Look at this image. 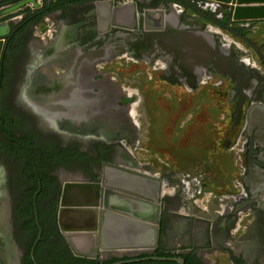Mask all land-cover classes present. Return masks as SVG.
I'll return each instance as SVG.
<instances>
[{
    "label": "flooded vegetation",
    "instance_id": "flooded-vegetation-1",
    "mask_svg": "<svg viewBox=\"0 0 264 264\" xmlns=\"http://www.w3.org/2000/svg\"><path fill=\"white\" fill-rule=\"evenodd\" d=\"M57 1L59 2L61 0H47L48 3ZM100 1L107 0H70L67 3L61 2L64 7L50 12L61 15L60 19H62V21L59 22V30L56 32L57 34L55 37L49 36L48 40L53 39L55 42V39L62 29L67 31L66 40L51 53L46 51L45 41H43L41 45L36 46L33 44L34 42L32 43L31 32L33 26H35L34 24L23 26L26 19L33 21V16L29 17L28 13L21 11L18 15L8 17L4 20L8 25V33L3 36L4 46L0 58V99H4L3 109L8 110L12 114L13 119H21L26 123L25 129L20 127H10L8 124H5V118L0 114V142L8 145V148L12 151L11 157L9 158L4 153L0 152V264H9L11 258H9L8 253L11 251V247L12 250H15V248L18 247V238L20 236L18 234V228L16 227L18 221L16 210L28 204L25 203L26 192H31L35 184L36 191L39 189V185L41 186L37 196V210L39 211L40 209L42 214H45L49 205L56 200L58 205V224L61 199L66 184L87 183L91 185H101L105 175L104 163L120 166L126 170L146 175L152 180L160 178L159 174L150 173L153 170L147 171L149 169H146L145 164L137 163L132 157L129 149L126 148L128 147V140L131 137L130 132H128L127 129L129 130L130 126L133 124L130 116L133 104L130 105L129 102L133 101L132 99H134L136 93L127 89L120 83L117 77L115 78L110 74L111 70L109 68L112 69V64L114 63L115 58L118 59L117 62L124 66L136 65L139 63L150 69L149 66L160 64L162 67L169 70V82L177 85L181 82L183 87L188 89L196 83L200 87V84L203 86L204 82H206L205 85L208 86V80L211 76L216 79V76L213 73L214 70H209L203 65L197 66L196 71L198 76L194 77L189 76L188 74L181 75L180 71H183V68L186 70V66H180L177 69L174 67L175 62L170 58L155 60V58H152L153 52L144 53L143 57H145V60L142 62L139 61L142 54L129 51L131 49L127 46L131 38L128 35L129 33L126 34V32L132 31L133 29L121 26L117 28L113 27L112 24L108 26L107 22L104 21L101 22L100 27L94 32L95 38L93 39L94 41H92V44L82 47L78 42V37L80 36L79 32L82 33L83 30L87 31L95 25L93 19H96L99 11L101 16L105 15V6L102 7L103 5H100L101 7H99V11L94 10L95 5ZM113 1L116 5L119 4L120 1L126 2L130 0ZM133 1H137L138 3L148 2L153 5L157 3L156 0ZM171 3L174 2H159L158 5H170ZM43 6L44 3L42 7ZM38 8L40 7L38 6L37 8L30 9V11L34 12V10ZM172 13H174V11ZM158 14L159 13H157V15H150L149 18H154L158 23ZM175 14L177 16V13ZM214 17L221 22L228 18L225 15L221 17H216V15H214ZM165 18L164 22L166 29L164 33L159 34L156 33L157 31L155 30H146V33L143 36L147 40L148 38L150 39V37L153 38L154 36H158L165 44H172L173 46L176 44L175 46L183 47L184 44H192L201 46L203 50H205V48L210 50L215 49L212 44L210 48L207 46L208 42L205 40V36L194 35L193 38H196L197 40L191 41L190 39H184V37H189L187 34L181 36L183 39L181 40L177 31L173 29L172 21L166 20ZM126 20H128V23H132L129 19ZM116 21L120 20L116 19ZM149 22L152 25L157 24L155 22L153 24L151 20H149ZM142 27L145 28L144 21H142V25L138 28L141 29ZM228 27L229 28L227 29L220 28L246 43L252 50V54L257 56L261 68L263 67L262 69H264V45H258L252 40V37H248L246 34V32H248L255 35L258 31V26L250 21H242L238 22L237 26L229 24ZM115 29H117V31H115ZM119 43L122 45H119ZM145 48H149L148 44ZM82 51L89 53L91 59L95 58V62L87 64L82 63V60H80L78 63L75 62L74 66H70L69 63L72 60L74 52L83 53ZM221 55L223 63L220 66L217 65V67H220L217 68V71L220 72L221 69L222 72L227 74L228 71L231 72V74H229L230 76L225 73L220 75L218 72L222 80L219 81L222 84H225L228 79L233 80L234 77L237 76L236 73L240 71L238 68H241L240 66L244 59L240 55L232 59L229 56L230 54L224 50ZM183 63L185 62L183 61ZM243 64L245 65L246 63L243 61ZM82 65L91 67L95 73H92L89 77L83 76L84 71L82 70ZM54 66L58 69L57 74H54L53 71H51ZM244 76L247 75L243 74V79L247 81L246 86L254 83L256 79L263 80V78L257 74L253 75L252 71L250 77ZM55 85L57 87L60 86L62 90L57 91ZM135 85L133 87H135ZM220 93H222V91H220L219 94ZM223 93L226 94L225 97L227 98L229 95L228 91ZM252 94V89L247 92L249 97H251ZM244 97L245 96L243 95L244 104L241 107V112L247 104V98ZM12 98L14 99L13 102L10 100ZM220 99L221 101L225 100L224 97H221ZM123 103L126 105H123ZM224 103L225 102H223V104ZM168 105L169 107H172V102H168L166 106ZM169 107H153L151 113L153 114L158 111V119L152 121V124H155V122L162 118V111L173 110ZM201 107L202 105L199 106L198 110ZM238 122L239 121H232L231 130L226 138H224L225 143L233 138L235 130L239 126ZM261 133L264 134V131ZM28 143L37 145V154L32 152ZM44 144H49L52 147L68 153L76 151L83 153L87 160L74 159L69 163L58 162L54 167L50 168V170L40 172L38 169V162L39 159L41 160L43 157L44 152L42 146ZM254 161L256 160L254 159ZM56 168L60 170L59 178L55 173ZM110 172L111 171H107L108 174H110ZM72 173L78 174L81 178L76 179L68 177V175ZM256 174L257 173H255L254 176H256ZM254 176L252 178L250 176V179L247 181L248 184L253 182L252 179H254ZM262 177H264V175H262ZM138 181H140V179H138ZM140 183L141 182H139V184ZM145 184L148 188L143 192L147 197L154 198L157 193V183L148 181ZM197 184L199 183L197 182L193 185ZM203 188L204 187L200 185L195 192L186 190L184 192L185 196H182V198L178 196L176 191H174L172 195L169 196V199H165L163 202V191L161 190L160 203L157 204L158 210H156L157 206H155V203L151 200H140L137 197L130 198V206L133 209L141 208L140 203L142 202H147L151 205V209L147 207L144 211L141 209L138 211L140 214L142 212H145L146 214L151 213L150 219L152 220L150 223L157 227L156 229L151 228L153 231L151 241L153 242L156 236L157 245L148 249L146 248L145 250H142V252L134 255H125L126 257H117L116 259L146 256L180 257L184 260L185 264L187 261L184 256H187L188 264H206L200 258L199 252L192 248H185L183 250H165L167 248L166 245L169 244L167 237L171 231L173 209L179 207L189 211L191 203L188 201L193 199L195 205H197L196 202L200 200L199 197L203 193ZM253 191L254 195L251 193L250 196L248 193L242 194L238 191H233V194L231 193L228 196L231 191L227 188L223 189V194L225 193L224 195L226 196L224 197H226V200L233 199L235 200L234 202L237 203V211L251 203H256L258 206L253 210V215H255V218L253 219V234L256 237L252 244L249 242L251 246L247 251L244 250L242 256L241 253H239L240 251L237 253L234 248L229 246L230 251L226 252L227 255L224 256L226 258L225 260H220L221 263L264 264V192H262L263 188H260L259 185L253 187ZM208 193L207 196H204V192L202 198L208 200L211 195L213 196L211 191L209 195ZM123 196L127 197L125 194H122V197ZM167 201L169 202L167 203ZM239 204L240 206L238 207ZM222 206L221 214L223 216L232 214L231 205L227 204ZM98 208L100 211L104 209L101 205ZM249 210L247 208L244 210L243 214L237 211H233V213L237 212L238 215L241 213L242 217H246L247 214H249ZM241 220L240 217L239 222ZM62 236L64 238L63 240L74 255L73 250L75 247H73V243L71 242L72 236H67L64 233ZM101 236L102 229L92 234L91 237L94 241L92 243L93 245H89L90 250L98 252L99 248L97 247V244L99 243ZM2 238L9 241L8 249L10 250H7L6 252L2 246ZM229 241H231V238H229ZM242 241L244 240L242 239ZM76 245L80 250L87 252L85 251L88 249L87 245L84 247L80 243ZM241 245H243V243ZM168 246L170 247V245ZM245 246L246 243L241 247V251ZM5 249L7 248L5 247ZM246 255L249 258L248 261ZM74 256L85 257L80 254H75ZM27 257L33 262L30 251L29 253L25 251V253L19 255L17 260H14L13 263L26 264ZM38 257L40 259L44 258L42 250L38 252ZM111 259H114V257H111L106 261ZM35 261L38 263L36 258ZM100 262L102 263L103 261Z\"/></svg>",
    "mask_w": 264,
    "mask_h": 264
},
{
    "label": "rangeland",
    "instance_id": "rangeland-1",
    "mask_svg": "<svg viewBox=\"0 0 264 264\" xmlns=\"http://www.w3.org/2000/svg\"><path fill=\"white\" fill-rule=\"evenodd\" d=\"M44 1L39 0V7H42ZM126 2L120 1L116 6H123ZM134 2L138 14L141 16L145 15L147 11L148 16L155 14L157 10L163 11L161 24L160 14H158L159 22L154 27L152 26L153 28H133L132 31L126 32L131 38L129 44H126L131 49L129 51L142 54L139 61L145 60L144 53L153 52L152 58L155 60L170 58L175 62L174 67L177 69L180 66H186V70L183 68V71H180L181 75L198 76L197 66L203 65L209 70H214L216 79L211 76L208 86L205 85L206 82L203 86L200 84V87L196 83L188 89L184 88L181 82L178 85L169 82V70L160 64H151L150 69L139 63L124 66L115 58L112 69L109 68L110 74L117 77L127 89L136 93L133 101L129 102L130 105L133 104L130 113L133 124L129 130L127 129L131 137L126 148L129 149L137 163L146 165V169H149L147 171L153 170L150 173L160 175L159 180L162 183L161 190L163 191L162 202L169 199L174 191L182 198L185 196L186 190L195 192L200 185L204 187L203 193L199 197L200 200L196 202L197 205L193 199L188 201L191 203L189 211L179 207L173 209L171 231L167 237L170 247L166 245L165 250L192 248L199 252L200 258L206 264H224L220 260H225L226 252L230 251L229 246L234 248L237 253L240 251L242 256L244 250L247 251L251 246L249 242L252 244L256 237L253 234V219L255 218L253 210L258 205L251 203L237 211V203L233 199L226 200L223 189L227 188L231 191L228 196L233 191L242 194L248 193L249 196L251 193L254 195L253 187L258 185L263 188L262 192H264V177H262L264 175V134L261 133L264 131V69L261 68L257 56L252 54V50L241 39L225 32L216 24L193 15L191 11L185 10L180 5L175 3L153 5L148 2ZM96 5L94 10L98 8ZM33 8V5L30 4L10 13V15L0 17V27L7 25L4 20L8 17ZM173 11L177 13L175 30L179 37L187 34L188 36H205L216 50L208 48L203 50L201 46L192 44H184L183 47L175 46L176 44L173 46L165 44L158 36L150 37L148 40L143 36L146 30H155L159 34L164 33L166 29L164 18ZM60 18L61 15L50 13L44 17L40 24L33 26L32 43L34 42L33 44L36 46L45 41V48H47L46 45H50L49 42L53 40H48V37H55L59 30V22L62 21ZM103 21L107 22L108 26L111 25L109 20L98 15L95 20L93 19L95 25L91 29L79 32L78 42L82 47L92 44L95 38L94 32ZM246 34L248 37L253 38L254 36L248 32ZM181 40H183L182 37ZM147 44L149 48H145ZM119 45L122 44L119 43ZM223 50L229 53L232 59L239 55L242 56L246 63L244 65L242 61L241 68H238L240 74L237 72V76L233 80L228 79L225 84L220 82L222 80L219 76V73L221 75L225 72H222L221 69L220 72L217 71V68H220L217 65L220 66L223 63L221 55ZM51 71L54 74L58 73L55 66ZM251 71L253 75L257 74L263 80L256 79L254 83L246 86L247 81L243 79V74L250 77ZM225 74L229 75L231 72L228 71V74ZM134 85L135 87H133ZM251 89L253 94L249 97L247 92ZM220 91L222 93L219 94ZM227 91L229 95L226 98V94L223 92ZM242 94L247 98V104L241 112V107L244 104ZM221 97H224L225 100L221 101ZM10 100L13 102L14 99ZM168 102H172V107L166 106ZM223 102L225 103L223 104ZM199 104L202 107L198 110ZM123 105L126 104L123 103ZM153 107H169L173 110L162 111V118L152 124V121L158 119V111L151 113ZM232 121H239V126L235 130L233 138L225 143L224 138L231 130ZM55 170L56 176L59 178L60 170L58 168ZM253 173H257L256 176ZM250 176L251 178L254 176V179L248 184ZM68 177L81 178L76 173L69 174ZM197 182L199 184L193 185ZM210 191L213 196L211 195L208 200L202 198L204 192V196H207ZM227 204L231 205L232 214L223 216L221 214L222 205ZM247 208L250 209L249 214L242 217L241 213L243 214ZM233 211L241 213L238 215ZM240 217L242 220L239 222ZM58 229L61 231L59 226ZM60 233L63 234V232ZM126 234L127 232L125 236L129 238V235ZM2 242L5 252L10 250L8 249L9 241L2 238ZM72 243L75 247V251L71 248L74 255L80 254L90 259L97 258L99 261H106L111 257L116 259L117 257H126L125 255H134L150 248L126 249L110 254L101 253L98 250L92 256L91 252L80 250L73 240ZM242 243L243 245L246 243V246L241 251ZM17 245L15 250H12L11 247V251L8 253L11 258L9 264H14V260H17L19 255L26 251L24 245L19 241ZM88 250H90L89 246ZM246 259L249 260L248 256Z\"/></svg>",
    "mask_w": 264,
    "mask_h": 264
},
{
    "label": "water",
    "instance_id": "water-1",
    "mask_svg": "<svg viewBox=\"0 0 264 264\" xmlns=\"http://www.w3.org/2000/svg\"><path fill=\"white\" fill-rule=\"evenodd\" d=\"M208 1L214 4L219 5L220 10L223 11L224 15H231L233 21H242V20H252V19H262L264 18V7H245L243 4H248L254 2L255 0H203ZM125 2V1H124ZM129 3V4H127ZM32 4L34 8L39 6V0H0V17L15 12L21 9L24 6ZM100 5L105 6V15H102L104 18L109 20L110 24L113 27H120L121 25L117 24L113 19V15L116 11L122 9H132V17H141L138 14L136 3L133 0L127 1L123 6H116L113 0L100 1L97 2L96 7L97 11H99ZM113 9V10H112ZM103 10V9H102ZM103 12V11H101ZM148 11L146 12V16ZM100 15V11L98 12ZM122 27V26H121ZM5 31L0 33V58L2 55V50L4 46V38L8 33V25L0 27ZM136 29L137 26L132 25L131 29ZM147 28V27H146ZM149 28V27H148ZM105 175L104 180L101 185H91L87 183H73L66 184L62 199H61V208L59 210L58 215V224L60 230L66 234L67 236H72V240L80 241L81 238H86L88 236H92L93 233L102 229V236L100 238L97 247L99 248L101 253H113L120 252L126 249H141L145 247H155L157 245L156 236L155 240L152 242L151 237L153 235V231L151 228L156 229L157 227L153 226L147 219L151 218V213L142 212L139 213V209L142 211L146 210L147 207L151 208V205L147 202L140 203L141 208L133 209L131 208L130 198L137 197L141 199L151 200L155 203V206L160 203V194L162 183L159 179H150L146 175H142L130 170H126L120 166L112 165L104 163ZM111 171L114 174V178H110L107 175V171ZM140 179V181H138ZM137 180V181H134ZM144 181H150L157 183L158 191L157 197H147L145 194L141 193L137 186L134 183H139ZM131 183V184H128ZM102 187V189H101ZM78 189V191L84 193L82 190L91 191V194L94 196L95 202L85 201L82 202L80 199L78 201L82 203H77L74 207H72L69 211L80 213L81 219H83V215L85 217L89 214V225L83 228H67L62 224V212L64 208V201L66 199V194L69 189ZM41 189L39 185V189L33 195V208L35 213V221L38 227V234L33 243V246L30 249V255L33 259L34 264H38L34 258L35 249L41 239L42 236V227L38 222V210H37V196ZM81 193V194H82ZM160 193V194H159ZM125 194L127 197L123 196ZM91 207H86L90 205ZM102 206L104 209L102 211L99 210V206ZM140 210V211H141ZM158 210V206L156 207ZM157 216V211H156ZM110 221V223L108 222ZM135 229L134 231L132 230ZM124 229L127 232L126 235H129L126 241L122 240V235L124 234ZM121 237H120V236ZM112 237V241H107V237ZM135 236H139L137 242L134 241ZM71 240V242H72ZM115 240V241H114ZM78 241V242H79ZM85 241V240H83ZM88 242V240H86ZM82 241H80L81 243ZM126 242V243H125ZM76 244V243H75ZM84 252V251H83ZM91 255H95L94 250H90ZM174 261L177 264H184V260L180 257H161V256H146V257H130L126 259H119L115 262L107 263V264H134L142 261Z\"/></svg>",
    "mask_w": 264,
    "mask_h": 264
},
{
    "label": "trees",
    "instance_id": "trees-1",
    "mask_svg": "<svg viewBox=\"0 0 264 264\" xmlns=\"http://www.w3.org/2000/svg\"><path fill=\"white\" fill-rule=\"evenodd\" d=\"M69 1L70 0H61L59 1L60 3L58 1L48 3L47 0H45L44 6L34 10V12L30 11V9H26L24 12L28 13L29 17L33 16V21L26 19L23 23L24 24L23 26L39 24L46 14L58 8L64 7L63 3H67ZM156 2H157L156 4H158L159 2L177 3L178 5L182 6L185 10H192L193 12L202 15L203 18L216 24L221 28L227 29L229 28L228 27L229 24H231L230 18H226L224 21L221 22L215 19V17L210 13L201 11V9L196 8L194 5H192L190 2L186 0H156ZM3 100L4 99H0V114L4 116L5 124H8L10 127H18V128L20 127L22 129H25L26 122H24L21 119H13L12 114L8 110L3 109ZM30 143H28V146L31 148L34 154H37L36 152L37 145ZM42 149L44 152L43 157L41 160L39 159L38 162V169L40 172H45L47 170H50V168L54 167L58 162L69 163L74 159L87 160V158H85L86 156L83 153L77 151L68 153L61 149L52 147L49 144L48 145L44 144L42 146ZM0 152L7 155L8 158L11 157L12 151L8 148V145H5V143L0 142ZM35 191H36V184L31 190V192L28 191L26 192L25 203L28 204L16 210V217L18 218L16 227L18 228L17 230L20 236L18 239L19 242L24 245L27 253H29L38 234V227L35 223L34 208L32 206L33 195ZM57 206H58L57 201L55 200L52 202L51 205H49L45 214H42L40 209L38 211L39 223L43 229L42 237L35 249V258L39 264H107L119 260V259H111L108 261H103L101 263L97 258L90 259L87 257L74 256L70 248L66 244V242L63 240L64 238L58 229ZM40 250L43 251V255H44L43 259H40L38 257V252ZM184 258L187 261L185 262V264H188V257L184 256ZM26 264H33V262L29 257H27ZM134 264H176V263L172 261L151 260V261H142Z\"/></svg>",
    "mask_w": 264,
    "mask_h": 264
},
{
    "label": "bare ground",
    "instance_id": "bare-ground-1",
    "mask_svg": "<svg viewBox=\"0 0 264 264\" xmlns=\"http://www.w3.org/2000/svg\"><path fill=\"white\" fill-rule=\"evenodd\" d=\"M162 12L163 11H156V13L154 15H157V13L160 14V24L162 23L163 17H162ZM150 16V15H149ZM149 16L147 15H143L140 18H138V16L136 17H132V9H122V10H118L114 13L113 15V19L115 20V22L119 25H121L124 28H131L132 25H135L138 27H140L142 25V21H144V26L146 29H148V27L153 28L154 25H152L149 20H151L154 24L157 23V21L154 18H149ZM151 17H155V16H151ZM116 19L120 20V21H116ZM126 19H129L132 23H128ZM166 20H171L173 21V29H175V25H176V20H177V16L175 13L170 14L169 16H166L165 18ZM123 20V21H122ZM153 26V27H152ZM172 28V27H171ZM5 30L3 28H0V33L4 32ZM73 36V35H72ZM67 37V31L66 30H61L59 32V35L57 36V38L55 39V42L52 40L51 42H49L50 45H46V51L49 53H51L52 51L56 50L61 43H63L66 40ZM194 35H189V37H184V39L186 40H191V41H196V38H193ZM46 44V43H45ZM61 48V47H60ZM68 52V51H67ZM83 52V51H82ZM92 53V52H91ZM94 53V52H93ZM80 60H82V63H87V64H91L95 62V58H90V54L89 53H81V52H74V55L72 56V60L70 61L69 65L70 66H74L75 62H79ZM81 63V64H82ZM82 70L84 71L83 76L89 77V75H91L92 73H95V71L92 70L91 67L82 65ZM74 72V71H73ZM66 75V73H65ZM61 76V75H59ZM85 78V77H84ZM87 79V78H86ZM69 82V81H68ZM86 83V82H85ZM72 85V84H71ZM56 86V85H55ZM77 86V85H76ZM57 89V91H61L62 88L59 87H55ZM60 99V98H59ZM109 171V170H108ZM108 174V173H107ZM111 174V176H110ZM110 174H108L110 176V178H114V174L112 172H110ZM137 181V180H134ZM143 182L139 183H134L135 186H137V188L139 190H141L140 192L145 194L143 191H146L148 186L145 184L147 181L144 182V180H142ZM131 184V183H128ZM159 186H157L158 189ZM160 189V187H159ZM158 189V190H159ZM157 190V191H158ZM84 193L78 191V189H69L67 194H66V199L64 201V208L66 207V209H64V211L62 212V224L67 227V228H83V227H87L90 226L89 225V214H87V216L85 217V215H83V219H81L80 213L78 212H71L69 211L72 207H74L77 203H82L85 201H90V202H95L94 201V196L91 194V191L88 190H82ZM82 193V194H81ZM160 194V193H159ZM157 197V194L156 196ZM81 200L82 202L78 201ZM86 207H91L90 205H87ZM151 209V208H150ZM152 219H147V221L151 222ZM108 222L110 223V221L108 220ZM132 230L134 231L135 229L132 228ZM125 229H124V234L122 235V240L126 241L128 239V237L125 236ZM120 236V235H119ZM121 237V236H120ZM137 239H139V236H135L134 241L137 242ZM85 240V241H83ZM88 240V242L86 241ZM107 241H112V237H107L106 238ZM79 241V240H78ZM75 241L76 244H78L80 241H82L80 244L84 247L85 245H87V247L89 246V244L93 243V239L92 237L88 236L86 238H81L80 241ZM115 241V240H114ZM129 241V239H128ZM130 242V241H129ZM126 243V242H125ZM93 245V244H92ZM85 251L89 252L88 249H86Z\"/></svg>",
    "mask_w": 264,
    "mask_h": 264
},
{
    "label": "crops",
    "instance_id": "crops-1",
    "mask_svg": "<svg viewBox=\"0 0 264 264\" xmlns=\"http://www.w3.org/2000/svg\"><path fill=\"white\" fill-rule=\"evenodd\" d=\"M186 1L190 2L196 8H199L195 3L192 2V0H186ZM242 6H245V7H264V0H255L254 2H251V3H248V4H243ZM189 11H191L193 13V15H196V16H199V17L203 18L202 15H200V14H198L196 12H193L192 10H189ZM201 11H204V10L201 9ZM204 12L210 13L209 11H204ZM210 14L213 15L212 13H210ZM227 17L230 18L231 24L234 25V26H237L238 22H242V21H250V22L256 24L258 26V31L254 35L252 40H254L260 46L264 45V18H262V19H252V20H242V21H233L232 18H231V15H227ZM203 19H205V18H203ZM205 40L208 42L207 46L210 48L212 46L211 45V41L207 37H205Z\"/></svg>",
    "mask_w": 264,
    "mask_h": 264
},
{
    "label": "built area",
    "instance_id": "built-area-1",
    "mask_svg": "<svg viewBox=\"0 0 264 264\" xmlns=\"http://www.w3.org/2000/svg\"><path fill=\"white\" fill-rule=\"evenodd\" d=\"M193 3H195L200 9L209 11L213 15H216V17H221L224 15L223 11L220 10V6L208 1L203 0H192Z\"/></svg>",
    "mask_w": 264,
    "mask_h": 264
}]
</instances>
